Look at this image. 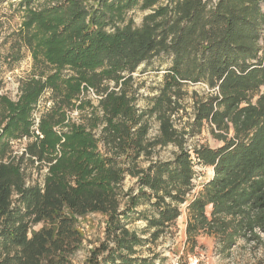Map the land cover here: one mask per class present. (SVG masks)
<instances>
[{
    "label": "trees",
    "instance_id": "1",
    "mask_svg": "<svg viewBox=\"0 0 264 264\" xmlns=\"http://www.w3.org/2000/svg\"><path fill=\"white\" fill-rule=\"evenodd\" d=\"M135 8L148 12L139 26L127 18ZM18 9L6 60L17 63L25 48L33 73L16 101L0 95V264H72L83 244L79 218L89 214L104 217L105 240L86 264H155L137 248L160 239L183 205L191 254L200 236L223 257L238 244L250 255L264 249V0H21ZM161 54L170 67L139 109L133 73ZM188 84L208 89L192 92L189 131L208 125L222 142L193 148L212 176L192 200L188 132L172 119ZM46 90L53 101L39 138L31 117ZM90 90L101 97L96 105ZM73 109L82 112L78 123L68 117ZM23 138L24 151L3 161L10 141ZM170 144L178 149L171 160H152ZM28 165L47 169L42 185L26 183ZM126 176L136 189L123 190ZM140 205L146 225L138 234L126 221Z\"/></svg>",
    "mask_w": 264,
    "mask_h": 264
},
{
    "label": "rangeland",
    "instance_id": "2",
    "mask_svg": "<svg viewBox=\"0 0 264 264\" xmlns=\"http://www.w3.org/2000/svg\"><path fill=\"white\" fill-rule=\"evenodd\" d=\"M21 0H0V95L8 97L12 101H16L19 91V84L25 78H28L33 73V62L27 49L21 50V60L9 66L6 60L8 48L12 41V33L15 32L21 22V12L18 9V3ZM168 0H161L165 4ZM215 1V0H211ZM147 11H141L137 8L131 10L127 14V18H131L135 26L141 24L142 18L147 14ZM170 57L166 55H159L152 58L148 62L142 64L135 73H133L132 87L136 94V103L139 109H144L148 100L157 96L163 84V78L170 67ZM113 83H108V87L112 88ZM195 91L202 95L207 93L208 89L203 84L192 85L188 84L182 88V99L180 103L183 107L178 114L172 117L175 128L178 130L183 129L188 132L185 135V148L197 147L205 145L212 149L222 146V142L216 139L208 125H204L202 130L197 133H191L189 125L191 124L192 112V92ZM87 98L91 100V104L96 105L97 100L92 96L89 91ZM52 93L46 90L40 97L34 113L37 115L42 114L45 110L49 109L52 105ZM68 117L72 122L78 123L81 121L82 112L77 109L69 111ZM150 129L148 136L154 138L158 134V122L152 117L149 120ZM27 139L13 140L9 143V149L4 155L3 161L11 155H19L24 149ZM178 151L177 147L173 144L167 145L164 148H156L152 156V160L167 161L173 158V155ZM148 161L141 158L139 166L144 168L147 166ZM45 174V168H35L30 165L26 169V183L42 184ZM206 177L210 176V171L205 173ZM135 178L126 176L122 182V188L126 191L129 188H135ZM145 205H140L136 212L132 213L130 219L126 221L127 228L134 230L138 234L144 230L146 222L143 218L137 216V212L144 210ZM209 210V209H208ZM187 213L185 207H181V215L176 220L175 224L167 230V232L160 237L154 244L147 243L142 248H137L139 253L137 256L141 258H151L155 256V264H264V249L256 255H250L247 248H242V244H238L232 252L230 257H223L218 255L214 250V241L207 236H200L197 238L198 245L191 254L186 247L185 249V223ZM105 219L100 214H89L84 218H79V229L83 234V244L71 258L72 264H86L87 258L90 256L93 248L99 247L104 242V228ZM40 226H34L33 229L37 230ZM142 238H147V235H142ZM104 256L100 255L99 259ZM98 259V260H99Z\"/></svg>",
    "mask_w": 264,
    "mask_h": 264
},
{
    "label": "built area",
    "instance_id": "3",
    "mask_svg": "<svg viewBox=\"0 0 264 264\" xmlns=\"http://www.w3.org/2000/svg\"><path fill=\"white\" fill-rule=\"evenodd\" d=\"M216 90V89H215ZM92 96L97 100L101 98L99 96H96L93 91H91ZM34 111V110H33ZM41 115V114H40ZM40 115L35 114L34 112H32V122H33V126H32V130L35 132V134L39 137L42 138V136L40 135V133L37 130L38 127V123H39V119H40ZM186 150L188 151L189 155H190V161L193 167V171H194V177L192 179V188L191 190L186 194V198L188 200H192L193 198H195L198 194V192L202 189L203 183L205 181V173L207 171H210L211 175H212V171L211 168L208 167H204L200 164L199 159L197 158V156L193 153V148L188 147L186 148ZM24 151V149H22V151L20 152V154ZM19 154V155H20ZM45 168V167H44ZM47 172V169L45 168V173ZM210 175V176H211ZM42 185V184H40ZM183 207H185V205H183Z\"/></svg>",
    "mask_w": 264,
    "mask_h": 264
},
{
    "label": "crops",
    "instance_id": "4",
    "mask_svg": "<svg viewBox=\"0 0 264 264\" xmlns=\"http://www.w3.org/2000/svg\"><path fill=\"white\" fill-rule=\"evenodd\" d=\"M212 176V175H211Z\"/></svg>",
    "mask_w": 264,
    "mask_h": 264
}]
</instances>
